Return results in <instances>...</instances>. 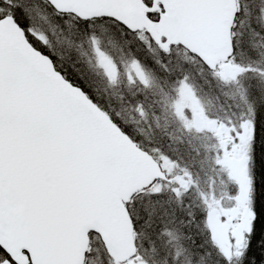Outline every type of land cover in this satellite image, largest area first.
<instances>
[{"label": "snow or ice", "instance_id": "6c2138e0", "mask_svg": "<svg viewBox=\"0 0 264 264\" xmlns=\"http://www.w3.org/2000/svg\"><path fill=\"white\" fill-rule=\"evenodd\" d=\"M0 264H264V0H0Z\"/></svg>", "mask_w": 264, "mask_h": 264}]
</instances>
